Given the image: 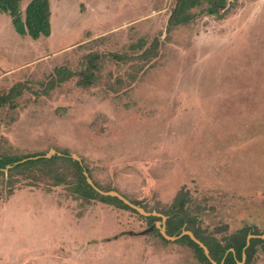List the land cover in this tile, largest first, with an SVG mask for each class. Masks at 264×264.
I'll return each mask as SVG.
<instances>
[{"label": "rangeland", "instance_id": "1", "mask_svg": "<svg viewBox=\"0 0 264 264\" xmlns=\"http://www.w3.org/2000/svg\"><path fill=\"white\" fill-rule=\"evenodd\" d=\"M175 2L50 0L37 39L0 12V155H69L151 213L73 192L62 159L58 183L4 169L0 264H207L161 233L180 190L201 235L249 227L238 263L264 264V0L169 27Z\"/></svg>", "mask_w": 264, "mask_h": 264}, {"label": "trees", "instance_id": "2", "mask_svg": "<svg viewBox=\"0 0 264 264\" xmlns=\"http://www.w3.org/2000/svg\"><path fill=\"white\" fill-rule=\"evenodd\" d=\"M203 2L207 4L205 11L208 14L218 15L221 9L226 6L227 0H176L168 16V26L172 27L193 20L195 14L192 9L200 6ZM20 3L21 0H0V12L10 17L11 24L15 31L20 35H27L34 39L41 36H49L51 33L50 0H29L24 8L23 14L21 13ZM64 74L62 68L57 71L60 81L64 79ZM27 157L29 156L26 155L22 157L26 158L25 160L19 161L21 158H15L4 154L0 155V173H3L4 169L10 174L13 171H19L18 173H26V176L32 180H39L42 175L46 174L50 176L52 182L58 183L67 179V173L62 169L58 171V168L54 166L56 160L62 159L63 161L69 162L72 168L71 173L73 179L69 182H71L73 192L86 198H98L123 208H129V205L116 196L103 195L96 191L85 179L83 174L85 168L78 160L71 158L69 155L62 154L58 156L55 154L51 157ZM42 163L49 164H47L48 166H44ZM33 166H39L37 168L38 173L32 172L31 169H35ZM25 171H29L30 173ZM184 194H186V191L180 190L164 212L167 215L166 233L169 235H177L182 231V226H184L185 229L191 230L194 236L207 246L209 256L212 260L216 261V264H239L238 261L243 260V254H245L246 257L245 262L249 261L255 252V242L260 240L259 238L252 237L249 239L248 244L246 243V236L250 228H240L237 233L229 235L227 242L224 244L209 236L201 235L200 231L194 225L195 217L192 216L191 209L186 204ZM149 218L151 219V217ZM177 241L184 242L191 246L199 261L207 264L212 263L205 255L202 247L191 239L189 235L184 234L179 237Z\"/></svg>", "mask_w": 264, "mask_h": 264}, {"label": "water", "instance_id": "3", "mask_svg": "<svg viewBox=\"0 0 264 264\" xmlns=\"http://www.w3.org/2000/svg\"><path fill=\"white\" fill-rule=\"evenodd\" d=\"M51 153L54 152V150H51L50 151ZM49 153H46L45 156H48ZM75 158L78 159L77 156H75ZM22 160H25V159H22ZM83 174L85 176V179L86 181L96 190L98 191L99 193L103 194V195H110V196H116L117 198H119L120 200H122L124 203H126L127 205H129L130 207H133L135 209H137L138 211H140L141 213H144L145 215H150L151 213H148V212H145L141 207L133 204L130 200H128L127 198H125L123 195H121L120 193H118L117 191H114V190H108V191H104L100 188H98L94 182L92 181V179L89 177L88 173L86 170H83ZM161 233L166 237V238H169V239H175L177 236H181L182 234H187L189 235V237L191 239H193L196 243H198V245L200 247H202L205 255L212 261L213 264H216L214 260H212L209 256V251H208V248L207 246L201 242L199 239H197L194 234L190 231V230H182L181 233L179 235H167L165 233V230H164V227H161ZM251 235H247V239H246V243L248 244V239ZM264 237V236H263Z\"/></svg>", "mask_w": 264, "mask_h": 264}]
</instances>
